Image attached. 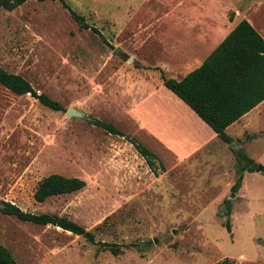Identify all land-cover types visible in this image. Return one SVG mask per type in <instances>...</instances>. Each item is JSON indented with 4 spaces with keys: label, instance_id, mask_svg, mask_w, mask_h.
<instances>
[{
    "label": "rangeland",
    "instance_id": "rangeland-1",
    "mask_svg": "<svg viewBox=\"0 0 264 264\" xmlns=\"http://www.w3.org/2000/svg\"><path fill=\"white\" fill-rule=\"evenodd\" d=\"M65 1L107 41L81 29L59 0L0 9V64L65 107L51 109L0 83V243L18 264H217L225 258L264 264V109L261 120L241 123L229 143L218 137L184 147L179 139L167 147L151 132L158 126L152 96L166 74L156 66L166 59V12L178 0ZM235 1L264 31V0ZM195 2L174 10L200 11ZM69 107L82 116H68ZM94 118L125 135L107 132ZM129 137L156 154V169ZM240 153L254 158L257 170L243 171ZM55 172L87 184L35 200L39 182ZM3 201L65 216L93 231L97 242L5 214ZM100 241L123 251L114 254Z\"/></svg>",
    "mask_w": 264,
    "mask_h": 264
},
{
    "label": "trees",
    "instance_id": "trees-1",
    "mask_svg": "<svg viewBox=\"0 0 264 264\" xmlns=\"http://www.w3.org/2000/svg\"><path fill=\"white\" fill-rule=\"evenodd\" d=\"M28 0H0V9L13 10ZM45 1V0H38ZM69 9L74 20L81 29L91 28L101 31L89 23L86 17L75 11L65 0H59ZM164 85L187 103L204 120L216 134L225 142L233 139L226 128L240 119L246 112L264 100V37L246 18L242 19L226 38L205 59L203 64L189 72L181 79L169 77L162 73ZM0 83L16 94L30 93L42 104L54 110H65L64 105L45 92H38L23 75L12 73L0 64ZM91 122L102 127L107 132L125 135L113 123L94 118ZM137 150L146 158L152 169H156V154L144 143L129 137ZM246 161L243 171H255L260 165L247 153H240ZM264 170V167L262 166ZM240 173L234 189L243 180ZM86 180L77 176H67L62 173H51L45 176L34 192L35 200L43 202L48 198L71 193L86 186ZM2 212L14 215L21 220L36 224H52L75 234L84 236L90 242H97L95 233L83 225L65 216L53 213H34L22 209L15 203L3 201ZM227 213H231V206ZM225 225L231 231L230 218ZM100 244L110 249L114 254L123 251L121 245L100 241ZM0 264H18L12 253L0 243ZM217 264H234L225 258Z\"/></svg>",
    "mask_w": 264,
    "mask_h": 264
},
{
    "label": "crops",
    "instance_id": "crops-1",
    "mask_svg": "<svg viewBox=\"0 0 264 264\" xmlns=\"http://www.w3.org/2000/svg\"><path fill=\"white\" fill-rule=\"evenodd\" d=\"M201 1L199 4L195 2L197 4L195 8H200V11L177 12L174 9L181 8L186 2V0H178L177 6H173L166 12L168 19L165 34L166 59L156 66L164 69L165 75L169 77L181 79L201 66L242 19L249 20L236 7L235 0L229 1V5L221 3L220 0H210V4L205 6H201ZM231 9L232 13H230ZM255 25L254 27L264 37V31L259 30ZM154 35L157 36L158 32L152 31L151 36ZM159 39H161L160 36ZM160 87L153 91L152 96L154 100L152 114L156 117L158 126L156 130L151 128V132L158 140L169 148L175 146L179 139L183 140L184 147L192 144V147L197 146L198 148L200 144H207L209 140L212 141L219 137L187 103L168 89L163 82ZM263 109L264 100L228 126L227 133L232 137L231 134L240 129L241 123L243 126L252 125L259 119L261 120ZM152 120L154 121L153 118ZM163 127L167 128V135ZM172 132L174 134L171 137Z\"/></svg>",
    "mask_w": 264,
    "mask_h": 264
},
{
    "label": "water",
    "instance_id": "water-1",
    "mask_svg": "<svg viewBox=\"0 0 264 264\" xmlns=\"http://www.w3.org/2000/svg\"><path fill=\"white\" fill-rule=\"evenodd\" d=\"M66 114L68 116H82V112H80L78 109L75 107H69L68 110L66 111ZM261 169V168H260Z\"/></svg>",
    "mask_w": 264,
    "mask_h": 264
}]
</instances>
